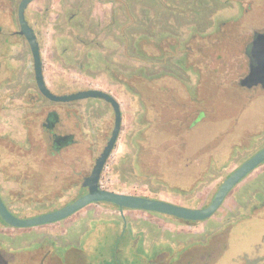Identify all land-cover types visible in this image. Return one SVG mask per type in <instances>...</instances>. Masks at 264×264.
Wrapping results in <instances>:
<instances>
[{"label":"rangeland","instance_id":"1","mask_svg":"<svg viewBox=\"0 0 264 264\" xmlns=\"http://www.w3.org/2000/svg\"><path fill=\"white\" fill-rule=\"evenodd\" d=\"M119 1L29 3L26 18L39 43L45 79L66 93L101 89L120 103L121 129L102 169L101 188L204 207L223 179L264 145V97L239 85L244 72L245 32L247 26L257 24L254 19L258 1L128 0V11L125 10L131 21L126 26L119 23L125 19V14L117 10ZM18 2L5 0V16L0 17L12 28L18 26ZM248 4L251 9L243 13ZM113 17L117 22H111ZM140 31L147 34L145 63L136 59L132 50V35ZM164 36L159 51L155 46ZM18 47L13 52L18 51L29 71L32 58L28 45L23 42ZM161 53L159 61L155 57ZM139 65L145 66L150 77L146 104L123 84ZM158 73L161 77L153 79ZM238 90L247 101L241 109L238 104L227 106L219 101V97L226 96L239 103L231 99ZM71 106L81 124L75 129L76 121L71 119L76 143L68 152L70 179L66 178L64 184L69 187L55 189L52 183L48 188L40 187L38 192H25L23 202L13 205V210L21 215L58 207L78 197L84 190L80 185L83 176L90 172L110 135L113 111L107 102L87 98L72 101ZM216 113L229 116L215 120ZM189 124L190 129L179 135L181 127ZM263 169L264 164L243 178L203 221L185 223L166 214L133 209H124V219L115 205L94 202L66 219L41 226L13 228L0 222L4 229L0 231L7 232H0V239L13 241L10 252L19 253L35 248L32 240L43 233L54 232L62 243L67 239L73 242L70 248L81 249L87 234L74 230L87 225L92 229L96 218L102 220L103 230L108 222L114 223L117 227L112 230L117 234L105 232L97 245H91L85 253V264H112L110 256L116 255L117 246H123L116 235L123 232L125 222L136 235L142 231L141 245L147 246L159 238L176 241L217 233L223 236L213 250L212 264H226L240 257L246 259L244 264H264ZM257 190L260 192L256 196ZM254 199L261 202L247 204ZM90 218L94 219L89 221ZM126 228L129 231V225ZM42 242L50 243L47 237ZM53 250L58 254L63 248L54 246ZM122 264L127 263L123 260Z\"/></svg>","mask_w":264,"mask_h":264},{"label":"flooded vegetation","instance_id":"2","mask_svg":"<svg viewBox=\"0 0 264 264\" xmlns=\"http://www.w3.org/2000/svg\"><path fill=\"white\" fill-rule=\"evenodd\" d=\"M257 1L256 19H254L257 24L247 26L244 37L242 49L244 60L243 77L249 72V65L253 53L250 45L258 35L264 34V0ZM250 9L251 5H246L243 13L245 12L247 14ZM3 12H5V0H0V17L5 16ZM18 29L19 26H17V28H12L5 20L4 22L0 20V198L13 215L28 218L58 209L86 193L87 189L80 184L84 190L81 191L75 199L58 207L55 206L51 209L47 208L42 212H37L32 215L24 216L13 210V205H18L23 202L21 199H23V194L25 192H38L40 187L48 188L47 185L49 184L51 186L52 183L57 187H54L55 189H66L69 187L68 184V186L64 184L66 178L70 179L69 171L71 169V162L69 160L68 152L71 145L76 143V134L71 129V119L73 118L76 121V123H74L75 129L81 124V121L79 122L77 118L76 109L73 110L71 106L72 101L56 102L44 96L40 92L35 79L33 60L32 68L27 71L25 69L23 58L18 55V51L13 52V50L19 48L18 46L21 43H27L24 36L18 33ZM260 52L261 54L264 53V46L261 48ZM261 60L264 62V57H261ZM42 74L45 85L50 92L57 95L66 93L55 89L52 84L45 79L43 63ZM244 89L249 90V92H254L257 96L264 97V86L260 83L250 88L244 87ZM263 146L259 147L256 151ZM262 164H264V161L258 166ZM89 173L90 172H88V174ZM262 174L264 176V169L262 170ZM87 175L83 176L82 181ZM259 192L260 190H257L254 194L257 196ZM255 202L259 203L261 200L254 199L247 204ZM246 207L247 205L243 209H246ZM124 209L128 208H118V211L123 218ZM67 217L63 219H66ZM174 218L185 223L196 222H186L184 219L177 217ZM91 219L94 218H90L89 221ZM79 221L80 220L77 221V226ZM94 221L95 224L92 229H89L87 225L85 229L74 230L79 233L86 232L87 234L86 241H84V246H82L81 249L74 247L70 248L69 246L73 245L72 241H68L65 238L66 241L62 243L61 239L57 238V234L51 232L43 233L40 238L32 240V243L36 244L35 248L24 252L13 253L10 252L11 243L13 241L10 243L7 239L5 240L4 238H1L0 264H85V253L89 251L91 245H97L105 232L110 233V231H112L117 234L112 230L115 228L114 226H116L114 223L108 222L107 224L109 226L103 230V228H100V225L103 224V222H101L102 220L95 218ZM0 222H2L1 218ZM3 224H5V227L9 226L5 222ZM45 224L35 225L34 227ZM128 225L129 231H127L126 228ZM1 228L3 227H0V229ZM2 230L0 231L1 233H7ZM141 232L142 231L139 230L136 235V233L132 232L131 225L125 222L123 232L121 234L120 232L118 233L120 236L116 235L119 237V240H122L123 246L119 249L117 246L116 255L112 254L110 256L109 259L112 264H116V262L122 264L123 260L127 264H132L133 261H135L136 264H212L211 256L213 250L223 236V234L217 235V233H207L204 235L205 238L196 237L176 241L169 238H159L158 240L155 239L150 242V244L146 246L141 245V242H139L140 236H142ZM5 237L9 238L11 236L6 235ZM46 237L50 242L49 244H43L42 242ZM15 238L16 236H14V239ZM46 245L48 246L47 248ZM54 246L61 249L63 248L62 252H57L58 254H56V250H53ZM119 253L121 254L120 257H118ZM229 262L232 264L242 262L244 264L246 259L240 257L237 258V260L225 263L227 264Z\"/></svg>","mask_w":264,"mask_h":264},{"label":"water","instance_id":"3","mask_svg":"<svg viewBox=\"0 0 264 264\" xmlns=\"http://www.w3.org/2000/svg\"><path fill=\"white\" fill-rule=\"evenodd\" d=\"M32 1L33 0H19L16 15L19 26L18 33L24 36L30 48L35 79L40 92L50 100L56 102H68L87 98L102 99L112 108L113 126L105 145L94 160L90 173L81 183L83 187H86V193L58 209L28 218L13 215L0 198V218L6 224L12 227H29L51 223L69 216L91 202L112 203L119 209L128 208L153 211L189 221L204 220L210 217L218 209L226 195L237 183H239V181H241L249 172L264 161L263 146L237 166L225 179H223L209 204L204 207H187L154 197L122 193L101 188L99 185V179L102 169L114 148L121 129L122 113L120 103L110 93L96 88L82 89L60 95L50 92L45 85L42 74V59L39 43L36 39L33 28L25 17V9ZM263 46L264 34H260L250 45L253 53L249 65V72L247 75L240 78V86L250 88L258 83L264 86V62L261 60V57H264V53L261 54L260 52Z\"/></svg>","mask_w":264,"mask_h":264},{"label":"trees","instance_id":"4","mask_svg":"<svg viewBox=\"0 0 264 264\" xmlns=\"http://www.w3.org/2000/svg\"><path fill=\"white\" fill-rule=\"evenodd\" d=\"M142 1L144 2L145 0H142ZM119 4L120 5L117 6V10L120 11V13L125 14V19L122 20L119 23L121 25H125V26L129 25L131 20H130L129 15H127V13H126V10L128 11V6H129L130 3L128 2V0H120ZM125 8H126V10H125ZM111 22H117V21L113 17ZM134 35L135 36L132 35V41H131L132 50L136 54V56H135L136 59H138V60L140 59L142 63H145L146 59H148V56H147L148 54H146V51L144 49V46H145L146 41H147L145 39L147 37V34L142 32V31H140V32L135 33ZM165 39H166L165 36L163 38L162 37L159 38L158 44H156V46H155L157 49H159V51L162 50V48H161L162 44L161 43L163 41H165ZM174 47H176V46L173 45V48ZM177 47H179V46H177ZM162 57H163V55L161 53L158 56H156L155 58L160 61V60H162ZM106 69H108V67H106ZM145 70H146V68H145L144 65L135 66L133 68V72H130L128 74V78L126 77L128 80L124 81L123 84L127 88H130L138 96H140L143 99L144 103L146 104L147 99H148V96L146 94V92H148L147 82L150 79V77L147 76ZM161 75L162 74L158 73V74H156L155 77H153V79H157V78L161 77ZM237 93H238L237 96L236 97L234 96V98H231V99H236L235 101H237V102L239 101V103H234V101H231V100L227 99L226 96L219 97V101H221V103H225L227 106H228V104L229 105L233 104L234 107H237V104H238V108L241 109L242 106L247 105V103H246L247 101H246V98L244 97V94L242 93L241 90H238ZM197 98H198V100L202 101L200 97H197ZM199 111L205 112L203 109H201ZM213 113H215V110L213 111ZM233 113H235V112H233ZM222 116L223 115H219L218 113H216V116L214 117V119L217 120V119H219ZM228 116H229V114H226V115L223 116V118L225 119ZM235 116H236V114H233V117H235ZM190 124L187 127H181V130H179V135H183V133H185L186 130L190 129V127H191ZM162 129H161V131H162ZM186 222H191V221L186 220Z\"/></svg>","mask_w":264,"mask_h":264},{"label":"crops","instance_id":"5","mask_svg":"<svg viewBox=\"0 0 264 264\" xmlns=\"http://www.w3.org/2000/svg\"><path fill=\"white\" fill-rule=\"evenodd\" d=\"M1 229H3V228H1Z\"/></svg>","mask_w":264,"mask_h":264},{"label":"built area","instance_id":"6","mask_svg":"<svg viewBox=\"0 0 264 264\" xmlns=\"http://www.w3.org/2000/svg\"><path fill=\"white\" fill-rule=\"evenodd\" d=\"M101 187V186H100Z\"/></svg>","mask_w":264,"mask_h":264}]
</instances>
